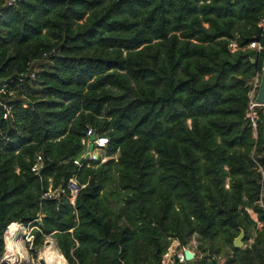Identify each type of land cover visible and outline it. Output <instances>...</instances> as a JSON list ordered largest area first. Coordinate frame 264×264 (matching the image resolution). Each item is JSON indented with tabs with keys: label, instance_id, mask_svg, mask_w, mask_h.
<instances>
[{
	"label": "trees",
	"instance_id": "16d2710c",
	"mask_svg": "<svg viewBox=\"0 0 264 264\" xmlns=\"http://www.w3.org/2000/svg\"><path fill=\"white\" fill-rule=\"evenodd\" d=\"M4 1L0 258L21 222L34 255L52 236L65 264H160L193 234L196 264H264V110L255 129L246 117L264 0ZM88 129L106 160L79 167ZM72 176L74 206L43 197ZM240 228L253 241L236 249Z\"/></svg>",
	"mask_w": 264,
	"mask_h": 264
},
{
	"label": "built area",
	"instance_id": "2783aa9c",
	"mask_svg": "<svg viewBox=\"0 0 264 264\" xmlns=\"http://www.w3.org/2000/svg\"><path fill=\"white\" fill-rule=\"evenodd\" d=\"M17 1L19 0H5L3 5L5 6L13 5ZM258 26L262 29L261 36L264 37V20L260 21ZM229 46L232 51H236L238 49H242V50H245V49L260 50L261 49V43L260 41L256 39H253L248 45L242 48L238 47L235 41H231L229 43ZM30 77L34 78L35 73L31 72ZM259 80H260V74L256 73L248 82L251 88L249 90V102H248V109L246 112V117L249 119V122L253 129H255L257 125L258 110L259 109L264 110V102L260 103V102H257V100L255 99L257 90H258ZM5 108H6V111L3 114L4 118L8 116L10 107L7 106ZM92 134H95V139L92 141L93 148L90 151V157L88 159H83L81 161V158L84 157V155L88 151V147L90 144L88 137ZM108 142H109V138L105 136L104 134L99 135L93 132L92 129H88L86 132V138L82 139V144L84 145V152L81 154L80 157L75 158L73 160V163L81 167L82 165L90 166L98 160L100 162L105 161L106 158L105 156L102 155V151L106 148V146L108 145ZM42 168H43V158L41 155H37L34 163L31 166V171H33L35 174L40 176L41 175L40 171ZM47 180H48V185H47L46 190L43 192V197L52 198V196L54 195H58V194L60 195L61 193L66 194V198L69 200L71 205L74 206L76 196L79 190L84 186L83 184H80L77 181L75 176H72L68 179L65 189L63 187L53 189L52 184H51V178H48ZM247 211L250 214V216L257 222L256 228L260 229L261 226L263 225V222L258 221L257 214L253 212L251 209H247ZM11 223L15 224L17 227H19V229L23 228L25 230L21 234L18 233L19 232L18 231L16 234H14V237L16 239H20L21 244L23 240H27L29 245L32 246V242L34 239L32 230L33 228H35V226H31L30 228L29 227L30 224L24 225L21 222H11ZM9 225L4 231V237H3L4 246H5V238L8 235ZM26 229H28V231H26ZM168 241L169 242H168L166 251L162 255L160 264H188L189 262H191L192 264H196L197 263L196 261L201 257V252L197 249L196 234H193L191 236V238L189 239L186 245L181 244L179 239H177L176 237H169ZM250 241L252 242L253 238H251ZM191 243L193 244L191 245ZM184 246L188 247L190 250L194 252V257L191 260H187L185 258V254L183 252ZM5 250H6V246H5ZM16 258L14 260H10V258L6 257L5 251H4L3 256L0 258V264H20V261ZM212 259H217V258L213 256L211 260Z\"/></svg>",
	"mask_w": 264,
	"mask_h": 264
},
{
	"label": "bare ground",
	"instance_id": "6f19581e",
	"mask_svg": "<svg viewBox=\"0 0 264 264\" xmlns=\"http://www.w3.org/2000/svg\"><path fill=\"white\" fill-rule=\"evenodd\" d=\"M11 225H15V224L11 223L9 227ZM14 228L15 230L13 235L10 233L12 236L9 238L7 235L5 238V246H6L5 255L6 257L10 258V260H14L18 254H20L21 256H25V252H24L25 250L23 249L20 239H16L14 237V234H16L18 231H19L18 233L21 234L25 230L23 228L19 229V227H17L16 225ZM39 259L44 261L45 264H65L59 258L57 254V250L52 245H47L39 251Z\"/></svg>",
	"mask_w": 264,
	"mask_h": 264
},
{
	"label": "water",
	"instance_id": "95a60500",
	"mask_svg": "<svg viewBox=\"0 0 264 264\" xmlns=\"http://www.w3.org/2000/svg\"><path fill=\"white\" fill-rule=\"evenodd\" d=\"M250 60L252 63L255 61L254 59H250ZM255 99L257 100V102H260V103L264 102V57H263L262 64H261L260 80H259L258 90H257ZM88 139L90 141L88 151L86 152L84 157L81 158V161L83 159H88L90 157V151L93 148L92 141L95 139V134L90 135ZM244 238H245V231L243 228H240L238 235L232 241V246L236 249L241 248V246L244 245ZM183 252L187 260H191L194 257V252L186 246L183 247ZM211 264H221V263H219L217 259H212Z\"/></svg>",
	"mask_w": 264,
	"mask_h": 264
},
{
	"label": "rangeland",
	"instance_id": "374dc122",
	"mask_svg": "<svg viewBox=\"0 0 264 264\" xmlns=\"http://www.w3.org/2000/svg\"><path fill=\"white\" fill-rule=\"evenodd\" d=\"M29 227L31 228V226H29ZM26 231H28V229H26ZM251 238L252 237H249L247 240H245V238H244V245L241 246V249L242 248H245L246 246H249L250 245V243H251L250 239ZM45 240H48V242H46V243L44 242V244L40 248L37 249L38 252L36 251V255L33 254L32 246L29 245L28 241L27 240H23L22 241V245H23V249L25 250L24 251L25 252V256H21L20 254H18L16 259H18L20 261V264H45L44 261H42V260L39 259V251L42 248H44L47 245H52L60 253V250L56 246L55 238H53L52 236H47ZM192 244L193 243H191V245ZM214 257L217 258V261L219 263H221V264H228L226 262L227 260L224 259L223 255L216 254V256H214ZM66 262H67V260H66ZM67 264H69V263L67 262Z\"/></svg>",
	"mask_w": 264,
	"mask_h": 264
},
{
	"label": "crops",
	"instance_id": "0c3cea01",
	"mask_svg": "<svg viewBox=\"0 0 264 264\" xmlns=\"http://www.w3.org/2000/svg\"><path fill=\"white\" fill-rule=\"evenodd\" d=\"M46 242H48V240H45ZM189 264V263H188Z\"/></svg>",
	"mask_w": 264,
	"mask_h": 264
}]
</instances>
